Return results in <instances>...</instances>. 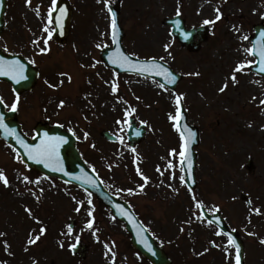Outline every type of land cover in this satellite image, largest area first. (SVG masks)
Listing matches in <instances>:
<instances>
[{
  "label": "rangeland",
  "instance_id": "1",
  "mask_svg": "<svg viewBox=\"0 0 264 264\" xmlns=\"http://www.w3.org/2000/svg\"><path fill=\"white\" fill-rule=\"evenodd\" d=\"M68 1L72 20L67 45H57L50 39L49 51L43 54L39 49L45 46L47 33L43 27L51 0H31V7L26 0L6 3L0 48L23 56L40 72L31 92L18 97L17 120L25 134L32 136L38 122L72 131L87 166L105 188L130 205L167 255L180 257L182 262L195 253L210 251L209 244L215 237L213 230L197 219L200 215L193 196L210 214L215 212L213 206L218 207L217 213L234 226L247 225L246 220L264 221V105L260 103L264 80L246 68L236 73L238 83L229 79L237 63L254 60L243 51L250 48L243 37L252 34L253 25L264 24V0H110L111 7L119 10L125 52L138 59L155 58L180 75L172 92L155 81L116 75L106 69L99 59L100 51L111 47L110 17L104 3ZM37 6L40 16L33 10ZM178 8L186 29L209 30L195 52L179 45L163 24L165 19L177 16ZM216 8L222 18L215 25H204L205 19L215 18ZM238 47L242 53L234 56ZM216 73L218 78L212 79ZM225 82L228 87L221 93ZM112 83L119 85L115 94ZM0 94L8 109L17 101L6 85H0ZM176 95L183 96L180 103L187 124L198 130V143L193 148L197 181L193 191L179 180L178 155H170L173 149L178 153L181 144L169 120V114H175ZM61 101L63 107L59 106ZM129 108L136 111L127 120L133 119L136 128H145L143 140L133 148L126 138L125 111ZM100 131L109 132L116 143L101 139ZM249 159L253 163L251 171L244 168ZM18 161L15 153L0 144V169L9 180L8 187L0 182V232L5 233L0 237V264H112L105 245L116 254L115 264H139L123 225L95 198L29 173ZM169 161L172 169L167 168ZM137 167L149 178L143 191L140 185L144 180L137 174ZM24 176L39 184L25 183ZM241 196L260 214L249 211ZM77 207L80 212L75 211ZM69 220L75 222L71 233ZM90 220L91 229L87 227ZM42 227L45 233L29 245V236L38 235ZM251 232L264 239V227L257 224ZM246 236L251 241V235ZM75 241L89 246L83 261L70 256ZM260 255L264 257V250Z\"/></svg>",
  "mask_w": 264,
  "mask_h": 264
},
{
  "label": "snow or ice",
  "instance_id": "2",
  "mask_svg": "<svg viewBox=\"0 0 264 264\" xmlns=\"http://www.w3.org/2000/svg\"><path fill=\"white\" fill-rule=\"evenodd\" d=\"M97 2H103L105 5V9L109 14L110 17V29H111V38H112V43L113 44H118V39H117V31H118V22H117V16L114 13L111 4H110V0H97ZM57 3L58 0H51V4L50 7L48 9L47 12V21L43 27V32L47 33V37L44 39V47H41L39 49V51L43 54L49 51L47 44H48V40H50L52 38L53 32L50 30V26L53 23V13L56 11H59V16H57L55 18L56 23L61 25L62 27V21L64 19V17L67 15V9L66 8H59L57 7ZM26 4L31 7V0H26ZM36 13L37 16H40V8L39 6H37L35 9H33ZM216 12V16L214 19H205L203 21L204 25H215L217 23V21H219L222 18V13L220 12L219 8L215 9ZM180 13V9H177L176 15L179 16ZM235 29V26H234ZM236 31H239V29H235ZM185 38H187V34H185ZM243 39L247 40L248 37L244 36ZM34 44H39L38 40H34L33 41ZM97 48H100L101 45L97 44L96 45ZM168 50V45H165V51ZM243 51L249 55V56H258L259 57V68L258 71L260 72H264V33H261V40L253 47L251 48H245L243 49ZM112 64L119 66L122 69H125L129 72H136L138 75H145L147 74H154L156 76H161L163 77L168 84H175L177 77L175 74H173V72L165 65V64H161L158 63L156 61L155 58H152L150 61H144V62H140V63H135L133 62V60L131 59L130 56L125 55L123 52L120 51V49L117 47L116 51L112 54V56L110 57ZM161 59H163V57H161ZM254 61L252 60H246V61H241L239 63L236 64V66L234 67L232 74L230 75L229 79L233 82V83H238V79L236 76V73H240L243 72V70L249 66V65H253ZM92 67H95V64L92 65ZM198 74V73H197ZM0 75L3 76H9L11 79L15 80L17 83H19L21 80H25L27 79V77L24 75V65L21 64L19 61H4L3 59H0ZM63 75V74H62ZM191 75V74H190ZM69 81L71 80V77H68ZM158 83V82H157ZM55 87V86H53ZM160 88H164L165 85L164 84H159ZM228 87L227 82H225L221 88L219 89V91L221 93H223ZM119 88V85L116 83H112L111 85V91L113 94H115L117 92ZM18 99L17 101L14 102L11 105V111L15 112L17 111V107H18ZM183 99L182 95H176L175 96V103H176V110H175V114H169V120L173 122V128L174 130L179 134V138L181 141L180 144V151L177 153L175 149L171 150L170 155L171 156H177L179 158V164H180V172L181 175L179 176V180L180 182L183 184L186 182L185 176H184V172L185 170L188 171L189 175H191V156H190V146L193 143V138L195 136V133H193L191 131L190 128H188L187 125H182L181 121L183 119V115L181 112V105H180V101ZM0 102H2V98H0ZM260 103L262 105H264V99H262L260 101ZM64 105V101H61L59 106L63 107ZM136 109L135 108H129L125 111V120L127 121V118L132 115L133 113H135ZM117 123L119 124L120 121H117ZM141 123H146V122H141ZM0 129H3L5 136H13L17 143L26 151L28 159L35 161L36 163H42L45 165V167L50 168L52 171H62L63 170V165L62 162L60 160V156H59V148L62 144L67 143V141L65 140L64 137H49L47 133H45V139L41 140L39 144L33 146V145H29L28 143H26V141L21 138L17 133L16 130L14 128H10L8 127L7 124H5L4 122V117L2 115H0ZM137 135H140V132L137 131L136 133ZM87 135V134H86ZM133 151H135V149H133ZM17 159L20 160V157L17 156ZM22 162V161H21ZM174 167L173 163L171 161H169L167 168L168 169H172ZM157 171H160L159 168H157ZM137 174L141 176V178L144 180V184L140 185V190L143 191V188L147 185L149 178L147 176H144L143 173L141 172V170L139 169V167H137ZM161 175H163V172H161ZM172 177L175 178V172L172 173ZM73 179H81V177H73ZM23 181L25 183H36L39 184V181H32L29 180V178L27 176L23 177ZM0 182L3 183V185L5 187L9 186V180L7 175L5 174L4 170L0 169ZM87 183L89 184H94L93 181H91L90 179H86ZM41 193L43 192V189L40 190ZM129 192H131V190H129ZM33 195H35V193H33ZM89 196H91V193H89ZM37 200H39V197H37ZM193 200L195 202V208L196 209H200L201 210V215L199 217H197L198 220L203 221L204 220V216H203V210H204V204L202 201H198L196 200L195 196H193ZM89 205H91L92 201L89 199L88 200ZM249 204H251V201H249ZM117 207H120L119 205H117ZM214 211L218 212L220 211L218 207L213 206ZM81 208L77 207L75 209V211L80 212ZM26 211H28L29 215L31 216V211L29 209H26ZM251 211L255 212L256 214H260V210L259 209H251ZM89 216H92V212L89 211L88 212ZM120 215L124 216V215H128L127 213L124 212L123 209H121L120 211ZM195 212L193 213V216H195ZM188 223H191V219L188 221ZM218 223V221H217ZM213 225V221L212 220H208L207 221V226H212ZM87 227L89 229H91L93 227V221L90 220L87 223ZM141 230H145L142 229ZM184 229L181 228V231H183ZM45 229L42 227L39 230V234L32 236H29L28 239V244L32 245L35 244L39 241L40 237L45 233ZM69 233H71L72 229L71 226H69L68 229ZM217 236L222 235V232L217 231L215 233ZM249 235H253V233H248ZM5 233L0 232V237L4 236ZM95 235V233H94ZM228 236L227 239V244L224 246V251L226 253V257L229 254V250L231 248H235V255H234V264H241V256H240V246L239 244L236 242L235 239H233V237L230 234H226ZM260 243L264 244V239L260 240ZM5 244V249L7 250V248L9 247L7 242H4ZM145 246L148 248V251H152V248L145 242ZM212 246L213 247H219L215 241L212 242ZM61 247H63V245H61ZM73 247H75V245H73ZM105 247L108 249V251L106 252V256L110 255L111 260H112V264H115V253L112 251L111 248L108 247V245H105ZM27 251V248L25 249ZM155 254V253H153ZM202 254V253H200Z\"/></svg>",
  "mask_w": 264,
  "mask_h": 264
},
{
  "label": "water",
  "instance_id": "3",
  "mask_svg": "<svg viewBox=\"0 0 264 264\" xmlns=\"http://www.w3.org/2000/svg\"><path fill=\"white\" fill-rule=\"evenodd\" d=\"M57 7L59 8H66L67 9V15L64 17L62 21V27L61 25L56 23L55 18L59 16V11H56L53 13V25H54V35L53 39L57 43H64L65 38L68 34L69 30V22H70V10L67 7L66 0H58ZM5 9V0H0V34L3 27L2 22V14ZM117 16V14H116ZM173 26V34L174 36L178 37L179 41L186 45L189 50L195 49L194 45L192 44V41L189 39V36H192L196 34L197 30L191 31L187 33V38H185L184 32L180 31V25L177 22V20H173L171 22H168ZM255 32H258L257 36L258 38H261V33H264L262 29H259V27H255ZM117 39L118 44H114V47L112 50H106L102 54V59L106 66L110 67L114 71L118 73H128V74H137L136 72H129L125 69L120 68L117 65L112 64L110 57L112 54L116 51L117 47L120 49L121 52L124 53L123 48L120 46V39L121 34L120 30L118 29L117 33ZM261 40V39H260ZM256 40V44L260 41ZM125 54V53H124ZM126 55V54H125ZM0 59H3L4 61H19L21 64L24 65V75L27 77L25 80H21L19 83H17L15 80L11 79L9 76H3L0 75V80L9 82L12 85V88L15 93L20 94L22 92L29 91L36 80L37 72L36 70L32 69L26 62L21 60L18 57L13 56H4L0 52ZM133 62L140 63L144 61H139L131 57ZM257 66L254 68V72L257 75H264V72L258 71L259 68V57L257 56ZM159 63V62H158ZM140 76H146L151 79L158 80L159 83L164 84L166 87L170 89H174L176 83L180 79L179 76L176 75L177 80L175 84H168L167 81L161 77L156 76L154 74H145ZM0 115L4 117L5 124L8 125L10 128H14L16 130V133L23 138L26 143L29 145H37L40 143L41 140L45 139V133L48 134L49 137H64L67 143L62 144L59 148V156L60 160L63 165L62 171H52L50 168L45 167L42 163H36L33 160L28 159L26 151L17 143L16 139L13 136H5L3 129H0V139L6 142L9 146H11L21 157V161L27 166L28 169L34 170L36 172H39L41 174L58 178L64 182L67 183H73L80 188L86 190L87 192L94 194L97 196L99 200H101L106 206H108L112 214L119 219L120 221L124 222L126 225L127 232L131 235V244L136 249L139 250L148 260L153 262L154 264H169L166 260L165 255L162 253V251L155 245V243L150 239L149 235L145 232L144 229L140 223L136 220V218L133 216V214L129 211L128 207L123 204L122 202L116 201V199L112 196H110L102 187L100 182L97 180L95 174L91 171H89L83 161L81 160L80 156L78 155L76 149H75V139L72 137L71 134L64 133L61 128L58 126H48V125H41L37 124L34 128V137L32 139L26 138L20 131V126L15 122L14 120V112L9 111L5 112L4 106L0 102ZM132 127L128 129V138L132 145L138 143L143 138V127L139 129L140 135H137V131L134 129V123L131 121ZM181 124L184 125V118L181 121ZM195 133V131L193 132ZM101 137L108 141H115L114 138L110 137L107 132H102ZM197 143L196 139V133L193 138V143L190 146V156H191V175H189L188 171L185 170L186 175V185L188 188L192 189L195 186L194 181V155H191V148ZM246 167L248 169H251V163L248 162L246 164ZM73 177H81V179H73ZM86 179H90L94 182V184H89L86 181ZM119 205L120 207H117ZM121 209L124 210L125 213L128 215H120ZM204 214V212H203ZM209 220H212L217 226L219 225V215L215 214L213 218L207 217ZM218 221V223H217ZM69 226L72 227V223H69ZM145 242L152 248V251H148V248L145 246ZM73 254H77L80 259H83L86 252V247L81 246L79 243L75 244V247L72 248ZM155 253V254H153Z\"/></svg>",
  "mask_w": 264,
  "mask_h": 264
},
{
  "label": "flooded vegetation",
  "instance_id": "4",
  "mask_svg": "<svg viewBox=\"0 0 264 264\" xmlns=\"http://www.w3.org/2000/svg\"><path fill=\"white\" fill-rule=\"evenodd\" d=\"M237 231L247 233L248 231H250V229L245 226V228L238 229ZM217 239L218 240L216 244L219 246L217 247L219 252L214 254L216 255V258H217L216 264H234L235 254H234L233 248L229 250V254L227 257L224 251V246L227 244L226 237L223 235H220V236H217ZM242 242L244 244V264H264L263 257H255L259 254V252L256 250V247L254 248L250 245L252 241H248L247 237H244L242 238ZM256 244H259V242L256 241ZM210 255H213V254H210Z\"/></svg>",
  "mask_w": 264,
  "mask_h": 264
},
{
  "label": "bare ground",
  "instance_id": "5",
  "mask_svg": "<svg viewBox=\"0 0 264 264\" xmlns=\"http://www.w3.org/2000/svg\"><path fill=\"white\" fill-rule=\"evenodd\" d=\"M199 6H200V4H199ZM241 53H242V49L239 48V47L237 48L236 51H233L234 56H237V55H239ZM241 60H244V58L242 57ZM214 78H218V74L217 73L212 75V79H214Z\"/></svg>",
  "mask_w": 264,
  "mask_h": 264
}]
</instances>
